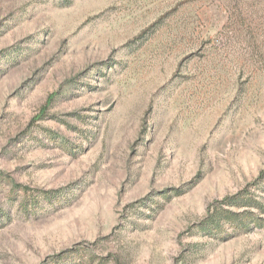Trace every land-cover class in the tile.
<instances>
[{
    "label": "rangeland",
    "instance_id": "1",
    "mask_svg": "<svg viewBox=\"0 0 264 264\" xmlns=\"http://www.w3.org/2000/svg\"><path fill=\"white\" fill-rule=\"evenodd\" d=\"M69 1L0 0V264H264L196 226L264 198V0Z\"/></svg>",
    "mask_w": 264,
    "mask_h": 264
},
{
    "label": "trees",
    "instance_id": "2",
    "mask_svg": "<svg viewBox=\"0 0 264 264\" xmlns=\"http://www.w3.org/2000/svg\"><path fill=\"white\" fill-rule=\"evenodd\" d=\"M63 1L67 5L70 4L69 0ZM263 183L264 169L249 185L261 186ZM39 193L45 197H52L50 194L56 193V190L55 192L41 190ZM33 203L35 202H32L30 206L25 203V210L33 211L36 207ZM262 214H264V198H258L255 194H251L248 188H244L212 203L208 208L207 215L196 226L208 233H214L225 224L249 231L254 228H264V216Z\"/></svg>",
    "mask_w": 264,
    "mask_h": 264
}]
</instances>
